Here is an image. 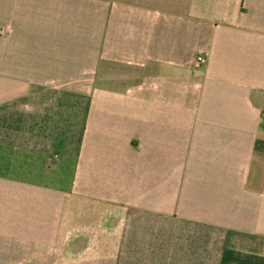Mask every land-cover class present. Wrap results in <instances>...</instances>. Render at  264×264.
I'll return each mask as SVG.
<instances>
[{"label": "crops", "instance_id": "0c3cea01", "mask_svg": "<svg viewBox=\"0 0 264 264\" xmlns=\"http://www.w3.org/2000/svg\"><path fill=\"white\" fill-rule=\"evenodd\" d=\"M0 264H264V0H0Z\"/></svg>", "mask_w": 264, "mask_h": 264}, {"label": "built area", "instance_id": "2783aa9c", "mask_svg": "<svg viewBox=\"0 0 264 264\" xmlns=\"http://www.w3.org/2000/svg\"><path fill=\"white\" fill-rule=\"evenodd\" d=\"M202 62H204L203 58L201 57L197 58V63H202Z\"/></svg>", "mask_w": 264, "mask_h": 264}]
</instances>
